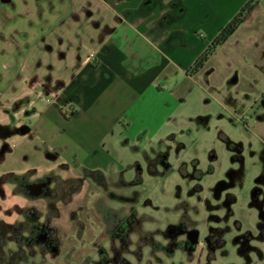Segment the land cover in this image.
<instances>
[{
  "label": "rangeland",
  "instance_id": "rangeland-1",
  "mask_svg": "<svg viewBox=\"0 0 264 264\" xmlns=\"http://www.w3.org/2000/svg\"><path fill=\"white\" fill-rule=\"evenodd\" d=\"M248 1L199 27L205 50ZM183 69L156 88L185 100L180 114L131 165L4 175L0 264H260L264 0L195 76Z\"/></svg>",
  "mask_w": 264,
  "mask_h": 264
},
{
  "label": "crops",
  "instance_id": "crops-1",
  "mask_svg": "<svg viewBox=\"0 0 264 264\" xmlns=\"http://www.w3.org/2000/svg\"><path fill=\"white\" fill-rule=\"evenodd\" d=\"M223 3L0 0V181L59 169L112 173L137 161L134 150L165 136L185 102L162 101L160 81L205 50L198 29L217 22Z\"/></svg>",
  "mask_w": 264,
  "mask_h": 264
},
{
  "label": "trees",
  "instance_id": "trees-1",
  "mask_svg": "<svg viewBox=\"0 0 264 264\" xmlns=\"http://www.w3.org/2000/svg\"><path fill=\"white\" fill-rule=\"evenodd\" d=\"M259 0H249L244 7L234 16V18L223 28L221 33L213 40L208 48L198 57L195 63L187 71L189 75L197 74L210 57L214 54L217 48L226 42L229 37L235 32V30L247 19L248 15L256 8ZM97 174V171H91ZM100 173V172H99ZM10 174L5 176L6 179H10Z\"/></svg>",
  "mask_w": 264,
  "mask_h": 264
},
{
  "label": "water",
  "instance_id": "water-1",
  "mask_svg": "<svg viewBox=\"0 0 264 264\" xmlns=\"http://www.w3.org/2000/svg\"><path fill=\"white\" fill-rule=\"evenodd\" d=\"M37 187H38V186H32V187H31V189H32L31 191H34V192H36V191H37V189L39 190V187H38V188H37Z\"/></svg>",
  "mask_w": 264,
  "mask_h": 264
}]
</instances>
